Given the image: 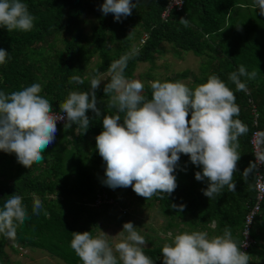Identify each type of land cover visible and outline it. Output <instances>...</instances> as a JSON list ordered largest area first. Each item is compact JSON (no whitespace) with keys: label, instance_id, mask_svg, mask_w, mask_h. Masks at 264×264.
<instances>
[{"label":"trees","instance_id":"obj_1","mask_svg":"<svg viewBox=\"0 0 264 264\" xmlns=\"http://www.w3.org/2000/svg\"><path fill=\"white\" fill-rule=\"evenodd\" d=\"M101 1L104 2V0ZM21 2L28 6L30 14L34 17L33 28L27 32L19 30L8 32L0 27V49L9 53L7 62L0 65V91L11 93L22 90L32 83H39L42 85L40 95L47 98L52 104V109L58 112L59 103L66 99L70 91H89L92 77L98 78L100 73L109 70L114 61L126 55L132 43L126 32L131 29L130 26H133L131 25L133 18L135 24L141 26L142 33H147V37L136 52H130L132 57L124 69L126 79L133 78L136 62L154 63L162 41H168L182 51L209 56L210 60L203 66V74L194 77V84H186L182 81L189 76L188 70L176 72L163 79L153 78L150 73H147V79L151 82L154 80L182 82L194 90L197 85L207 82L210 75H216L234 92L235 103L239 107V115L234 119L240 120L247 129L238 138L237 151L240 159L233 176L236 190L229 191L225 187L220 194L209 200L202 191L208 186L207 180L198 181L195 178L197 171L202 172V166L194 165L188 155L181 153L173 173L177 187L171 194H158L152 198L161 202L169 214L179 216L189 214L191 223L206 219L215 220L222 234L226 228L230 231L231 239L240 249L238 230L248 207L253 206L256 201L254 186L256 169L246 179L242 172L248 167L250 161L254 162L250 144L253 130L259 128L264 136V80L254 82L247 77H240L247 86L248 93H246L237 91L235 84L228 77L230 73L238 71L240 65H243L249 73L256 69L264 70V36L254 44L247 40L245 43H240L232 39L230 34L227 35V32L226 34L223 32L224 19L229 15L231 8L238 5L239 0H184L182 9L180 11L172 9L168 20L161 18L167 0H138L136 8L132 9L131 17L119 22L115 20L112 13H110V19H107L99 6L95 4L93 12L96 13L97 23L92 25L90 41L86 40L79 26L85 7L84 0H21ZM132 2L135 3L136 0ZM181 17L187 18V27L179 22ZM256 19L251 20L253 23L250 29L253 31H259L264 24L259 18L256 17ZM193 27L199 28L198 32L194 31ZM108 30L112 35H107ZM61 33H70V37L62 40L63 50H56L54 54L44 52L38 54L44 46L47 49L53 48L52 42H55ZM108 37L110 40L119 41L112 55L109 53L110 48L107 44ZM38 43L39 45L36 46ZM89 43L92 45L91 48L88 47ZM35 53L38 56H35ZM220 53L222 57L218 56ZM95 54L100 61L93 65L85 77L83 70ZM74 75L83 78L84 83L69 84V78ZM150 84H144L142 93L147 99L151 98ZM103 87L104 84L96 90L97 106L104 115H115L117 110L107 107L109 96L104 94ZM249 98L253 100L257 108V125L253 124ZM87 115L91 122L84 133L78 125L65 129L64 123H57V132H68L75 150V153L71 152L68 156L70 167L75 173L70 181L62 176V161L53 154L54 145L52 144L45 149L43 162L32 165L34 168L42 164L46 165L38 175H33L21 164H13L17 160L15 153H8L6 156L0 154V208L3 207L6 199L15 193L23 197L22 202L28 213L24 223L15 227L13 239L0 234V264H6L7 253L4 246L13 240L22 247L45 251L51 256L60 258L66 264H82L70 246L72 232L90 231L93 235L95 228L90 226L95 227L96 219L100 215H105L109 210L118 212V202L114 198L112 188L106 184H102L97 193L102 192L113 201L102 202L98 206L89 205L95 198L93 197L94 172L79 156L82 142L87 140L89 135H93L90 140V158L93 168H102L105 162L95 147V137L103 130V117H95L91 110ZM119 115L122 123L124 114L119 113ZM126 189L136 194L131 187ZM33 194L43 203V210L39 215L32 212ZM139 198L144 200L141 196ZM173 205L184 207L183 210H179V207L176 208ZM260 209L250 230L252 243L245 253L247 256L257 254L264 261V197L260 202ZM45 212L47 215L44 214ZM142 251L152 259L154 264H163L160 247H147Z\"/></svg>","mask_w":264,"mask_h":264},{"label":"clouds","instance_id":"obj_2","mask_svg":"<svg viewBox=\"0 0 264 264\" xmlns=\"http://www.w3.org/2000/svg\"><path fill=\"white\" fill-rule=\"evenodd\" d=\"M132 0H104L100 11L112 13L116 21L132 14L136 8ZM177 6L183 0H175ZM256 10L264 15V0H254ZM34 17L21 0H0V27L8 32L30 31ZM185 27L188 20L181 17ZM143 34V33H142ZM8 52L0 49V65L7 62ZM132 54L121 56L109 68L110 79L103 92L109 96L108 108L117 114L104 115L97 106L96 90L102 79L92 77L87 92L70 91L59 103V113H54L50 101L41 96L42 85L32 83L19 91H0V150L15 153L17 162L26 168L42 163L45 149L53 143L57 122L64 121V128L78 125L84 133L90 126L88 111L103 117V130L95 137V147L106 164L104 184L111 188L131 187L146 200L158 194H171L175 188L173 174L180 154L190 157L197 171L198 181L207 180L203 194L210 199L227 187L236 190L233 182L240 154L238 138L247 129L238 119L239 107L234 92L216 75L195 89L182 82L154 80L150 84L151 98L142 95L144 84L128 80L124 69ZM253 79L243 65L229 74L228 79L237 91H247L240 77ZM69 84H83L80 76H71ZM119 113H123V122ZM190 114V119H189ZM264 165V152L257 153L242 175L246 179L258 166ZM23 197L11 194L0 208V234L15 237V227L22 225L28 213ZM173 207H176L173 205ZM183 205L179 210H183ZM42 201L33 194L32 212L39 215ZM47 215V213H44ZM123 240L110 244L102 234L93 236L90 231L72 232L71 248L82 264H154L142 251L146 240L136 231V226L125 222ZM163 264H248V256L231 239L226 228L223 236L208 238L205 232L180 233L161 249Z\"/></svg>","mask_w":264,"mask_h":264},{"label":"rangeland","instance_id":"obj_3","mask_svg":"<svg viewBox=\"0 0 264 264\" xmlns=\"http://www.w3.org/2000/svg\"><path fill=\"white\" fill-rule=\"evenodd\" d=\"M84 11L81 15V21L79 26L81 32L86 36V40H91L89 37L92 32V25L97 23L96 13L93 12L95 4L101 7L104 3L101 0H84ZM243 6V7H241ZM246 6V7H244ZM251 9V10H248ZM121 17V20L130 18ZM259 18L264 23V15H261L254 4V0H239L238 5H234L229 15L225 17L222 24L223 32H227V35H231L232 39L238 40L240 43H245L247 41H252L254 44L257 40H261L264 36V24L259 31H253L250 29L253 19ZM107 19H110V13L106 15ZM131 20V19H130ZM193 20V19H192ZM195 20V19H194ZM257 20V19H256ZM131 25L126 33L129 35L131 44L129 45V50L126 54L130 52H136L141 46V37L142 29L141 26L135 24V19L131 20ZM192 28V27H191ZM194 31L198 32L197 27ZM193 30V29H192ZM144 33V32H143ZM117 34V33H116ZM107 35H112L111 31H107ZM226 35V36H227ZM70 37V33H61L58 35V38L55 42H52L53 48L47 49L44 46L41 51L44 53L54 54L56 50H63L64 43L63 38ZM108 47L110 48L109 53L112 55L115 52V49L119 45V41L114 39L110 40ZM219 40V39H218ZM217 41H215L216 43ZM36 44V46H38ZM89 48L92 45L89 43ZM160 51L156 53V58L153 64L149 62H136L133 78L128 80H140L143 84L151 83L147 79V73H150L153 78L163 79L166 76H172L176 72H181L184 70L189 71V76L182 80L186 84H194L193 79L197 76L203 74L205 62L210 60L209 56L206 55H197L192 51H182L179 48L175 47L172 43L168 41H162L159 45ZM38 56L37 53L34 54ZM222 57L220 53L218 55ZM100 61V58L95 54L90 63H88L83 73L87 77L88 72L91 70L93 65ZM215 62V61H214ZM256 76L252 80L254 82H260L264 80V70L260 71L255 70ZM259 72V73H258ZM110 76L109 70L107 72L100 73L98 78L102 79L101 85L105 84L107 78ZM93 135H89L87 140L82 142L81 153L79 154L80 158L87 164L88 168L91 169L94 178V195L95 198L89 203V205L98 206L102 202H107V199L104 193H97L100 190V186L105 179V168L106 164L102 168H93V162L90 158L91 146L90 140H92ZM71 136L68 132H57L55 139L52 143L54 145L53 154L58 156L62 161L61 170H63L62 176L69 181L75 176L74 171L70 167V156L71 152L75 153L74 146L71 144ZM2 156H6L8 153L2 151L0 153ZM13 164H20L15 160ZM22 165V164H21ZM44 164L34 168H25L27 171L32 172L33 175H38L43 169H45ZM71 171V172H70ZM112 192L115 200L118 202L117 210H109L105 215H100L96 219L95 228L93 236L104 235L110 244H114L120 240H123L127 237L126 232H122L123 223L131 221L136 226V231L145 238L146 244L142 245L141 248H150V247H162L166 243H171L172 238L180 233H193V232H205L208 235V238H213L215 236H223L217 227V222L215 220H204V221H195L191 223V217L189 214L186 215H173L166 212V208L162 205L161 202L157 201L154 198L150 200H141L137 194H133L131 191L126 188L119 190L117 187L112 188ZM113 201V199L111 198ZM110 200V201H111ZM179 207L178 205L176 208ZM100 208V207H95ZM5 252L7 253L6 264H66L63 260L58 257L51 256L47 252L39 249H30L29 247H22L17 241H10L4 246ZM248 264H264L263 258L257 254L248 255Z\"/></svg>","mask_w":264,"mask_h":264},{"label":"built area","instance_id":"obj_4","mask_svg":"<svg viewBox=\"0 0 264 264\" xmlns=\"http://www.w3.org/2000/svg\"><path fill=\"white\" fill-rule=\"evenodd\" d=\"M184 1V0H183ZM183 7V4L181 6H177L175 4V0H167L165 9L161 13V18L163 20H168L170 12L172 9L176 11H180ZM147 37V33H143L141 37V41L144 42V40ZM248 93V89L246 91ZM249 102L252 106V113H253V124L257 125V108L255 106V103L251 98H249ZM54 113H59L58 111H55L53 109ZM57 123H64V121H58ZM250 144L254 156V161L256 160L257 153L264 152V136L263 133L260 131L259 128H255L251 134L250 137ZM264 165H260L256 168L255 172V181L254 186L256 190V201L253 204V206L248 207L247 211L244 214L243 221L241 222V226L238 230V233L240 234V250L245 253V251L248 249L250 244L252 243V238L250 236V230L252 228L255 216L260 213V202L264 197V173H263ZM107 202H111L107 199Z\"/></svg>","mask_w":264,"mask_h":264}]
</instances>
